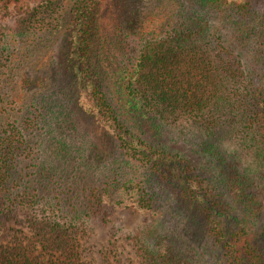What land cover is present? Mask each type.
Segmentation results:
<instances>
[{
	"label": "trees",
	"instance_id": "trees-1",
	"mask_svg": "<svg viewBox=\"0 0 264 264\" xmlns=\"http://www.w3.org/2000/svg\"><path fill=\"white\" fill-rule=\"evenodd\" d=\"M34 1L11 39L0 30V234L36 210L37 239L59 253L0 264H83L81 217L165 216L170 201L181 226L165 234L156 217L136 233L141 264H264V2ZM179 119L200 168L162 145ZM47 125L60 133L41 148ZM90 153L102 178L77 200L75 164Z\"/></svg>",
	"mask_w": 264,
	"mask_h": 264
},
{
	"label": "rangeland",
	"instance_id": "rangeland-1",
	"mask_svg": "<svg viewBox=\"0 0 264 264\" xmlns=\"http://www.w3.org/2000/svg\"><path fill=\"white\" fill-rule=\"evenodd\" d=\"M126 6H134L132 0H120ZM138 6L142 5V0H135ZM264 0H251L254 6L262 4ZM35 4L34 0H20L18 2H10L4 7H0V30L4 31L8 37L12 38L10 27L14 25L16 19ZM45 56V55H44ZM33 54L30 65L33 66V77H30V83L26 86L20 84L19 88L30 89L34 86L36 79L35 69L40 65L39 57ZM46 57V56H45ZM45 59V58H44ZM35 67V68H34ZM44 123H41L43 125ZM188 126L185 121L179 119L172 121L167 130L166 136L163 138L162 145L170 151L178 152L190 167L200 168L202 160L196 149L193 141L184 138L187 135ZM41 148L48 143L47 148H51L56 137V133H60L52 126L40 127L37 131ZM52 150V149H51ZM43 151V150H42ZM94 153H90L85 159L75 164V190L80 194L77 200L86 199L88 186L99 182L102 178V171L99 165V158ZM193 172L194 168L192 169ZM202 175H209L208 170L204 168ZM209 179L200 180V184L205 187ZM76 192V193H77ZM44 193L48 194V191ZM81 194H85L81 196ZM84 197V198H82ZM48 199V198H47ZM169 202V200L167 201ZM173 201H170L168 213L161 216V211L158 215H154L148 211L141 212L131 209H110L109 221L103 222L98 217L84 215L72 227V232L75 235L79 244V256L83 264H141L140 257L136 251L137 244L133 240V236L141 232L146 226L155 220L153 229L164 231L165 234L177 233L181 226L177 215L172 210ZM264 213V196L263 208ZM39 216L38 211H16L13 215L5 219V229L0 234V257L7 253L19 254L21 252L35 257L40 262H47L49 258H55L59 251H53L48 246H44L35 235V228L32 224ZM166 217V218H165Z\"/></svg>",
	"mask_w": 264,
	"mask_h": 264
}]
</instances>
